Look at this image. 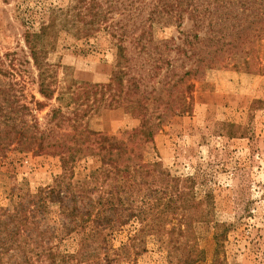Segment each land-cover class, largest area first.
Returning a JSON list of instances; mask_svg holds the SVG:
<instances>
[{"label":"rangeland","instance_id":"374dc122","mask_svg":"<svg viewBox=\"0 0 264 264\" xmlns=\"http://www.w3.org/2000/svg\"><path fill=\"white\" fill-rule=\"evenodd\" d=\"M74 1L0 0V87H9L13 99L25 106L17 120L43 131L46 139L68 138V120L52 112L57 91L65 83L109 82L117 46L125 47L129 65L120 88L116 83L105 97L109 101L120 89L127 101H112L82 118L89 129L120 141L122 156L133 164L156 163L158 172H144L137 179L143 186L155 181L162 188L151 195L156 196L152 210L140 211V219L111 233L108 245L113 250L108 255L116 264H186L193 245L197 256L189 264H211L212 224L218 222L228 227L221 241V264H264V38L256 44L250 69L220 62L192 76L184 74L193 67L188 52L174 49L192 31L185 15L179 22L173 19L174 10L165 0H97L95 7L105 16L100 27L80 36L71 26L58 29L55 45L44 55L54 69L55 92L48 99L38 92V71L24 33L38 30L49 9H65ZM129 103L143 106L146 117L130 112L125 106ZM62 112L69 114L68 108L61 107ZM143 120L153 126L152 135L132 136ZM82 139L76 137V144ZM71 164L69 178L75 181L100 160L97 154H84ZM60 172L57 155L11 145L0 157V206H7L8 194L19 188L34 193L52 185ZM187 177L193 178L190 183L181 181ZM178 189L181 197L168 202V194ZM205 193L210 202L202 199ZM196 201L200 214L189 207ZM51 206L46 216L37 214L54 226L60 215ZM57 248L74 251L75 236L65 237Z\"/></svg>","mask_w":264,"mask_h":264},{"label":"trees","instance_id":"16d2710c","mask_svg":"<svg viewBox=\"0 0 264 264\" xmlns=\"http://www.w3.org/2000/svg\"><path fill=\"white\" fill-rule=\"evenodd\" d=\"M165 1L174 10L173 19L179 22L185 15L191 22L192 31L185 33L181 45L174 48H179L181 53L188 52L187 56L192 60L193 67L184 74L193 76L220 62L225 65L231 62L234 67L245 65L247 69L254 65L256 44L264 38V0ZM97 3V0H75L65 9L51 8L38 30L25 31L24 42L38 71V92L45 98H52L55 92L54 69L45 61L44 55L55 45L57 30L71 26L78 36L97 30L105 21L104 12L95 7ZM116 56L115 70L109 82L65 83L57 91L54 97L57 106L52 112L55 115L60 113L68 120L72 129L68 138L46 139L43 131L38 133V128L25 126L23 121L15 118L25 106L13 99L9 87H0V157L14 144L36 154L57 155L61 167L52 185L34 193L19 188L8 194L7 206H0V264H116L115 257L108 255V249L113 250L108 245V237L131 219L139 218L140 211L152 210L156 196L151 195L162 186L155 181L143 182V186L137 175L158 172L156 163L133 164L122 156L120 141L89 129L82 118L90 111L111 105L112 101L118 105L127 101L120 89L111 94L109 101L105 97L106 92L114 91L116 83L120 88L123 69L129 65L124 46L118 44ZM176 85L177 82L173 83ZM83 103L85 105L81 106ZM125 106L130 112L146 117L143 106L130 103ZM61 107L68 108V116L61 113ZM146 120L132 130V136L152 135L153 126H146ZM76 137L83 139L76 144ZM84 154H97L100 165L80 180L73 181L69 178L71 163ZM191 179L187 177L181 181L188 184ZM180 191L169 193L168 199L181 197ZM209 197L205 193L202 199L210 202ZM51 205H56L60 215V221L54 226L44 218ZM189 207L191 213L202 212L200 201L189 204ZM39 212L45 216L38 218ZM189 225L192 229L193 224ZM212 226L215 247L211 264H221V241L228 227L218 222ZM70 234L76 238V249L59 250L58 244ZM189 250L191 259L186 264L192 263L197 256L193 245Z\"/></svg>","mask_w":264,"mask_h":264}]
</instances>
